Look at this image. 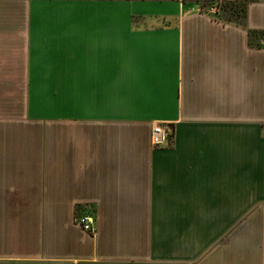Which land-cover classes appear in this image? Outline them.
<instances>
[{
  "label": "crops",
  "instance_id": "crops-1",
  "mask_svg": "<svg viewBox=\"0 0 264 264\" xmlns=\"http://www.w3.org/2000/svg\"><path fill=\"white\" fill-rule=\"evenodd\" d=\"M243 1L244 25L0 0V104L24 109L0 111V264H264V0Z\"/></svg>",
  "mask_w": 264,
  "mask_h": 264
},
{
  "label": "rangeland",
  "instance_id": "rangeland-1",
  "mask_svg": "<svg viewBox=\"0 0 264 264\" xmlns=\"http://www.w3.org/2000/svg\"><path fill=\"white\" fill-rule=\"evenodd\" d=\"M185 4L191 3V11L206 15V16H211L215 18H219L224 21L228 22H235L240 25L245 24V18H246V2L243 0H184ZM214 8L215 11L212 10L213 13H211V9ZM209 13L211 15H209ZM256 36L251 37V40L256 41ZM14 111L17 112L19 109L22 111L23 106L21 105H14L12 106L11 104L8 105H1L0 104V111L2 112H11L13 109ZM45 108L48 111L54 110V106L51 104H46L42 105V109ZM4 109V111H3ZM170 131H172L171 134V143L169 146L173 145L174 143V134H173V129L169 128ZM168 147V146H167ZM158 148H165V147H158ZM81 217V216H80ZM78 217L77 219H79ZM78 222V221H77Z\"/></svg>",
  "mask_w": 264,
  "mask_h": 264
},
{
  "label": "built area",
  "instance_id": "built-area-1",
  "mask_svg": "<svg viewBox=\"0 0 264 264\" xmlns=\"http://www.w3.org/2000/svg\"><path fill=\"white\" fill-rule=\"evenodd\" d=\"M212 10L215 11V9L212 8L211 13H213ZM209 15L211 14L209 13ZM171 134L172 131L166 128L163 124H158L154 126L151 134L152 145L155 147L169 146L171 143ZM77 221L78 224L82 226L85 231L89 232L92 235L96 233L95 218L92 215L86 214L77 219Z\"/></svg>",
  "mask_w": 264,
  "mask_h": 264
}]
</instances>
